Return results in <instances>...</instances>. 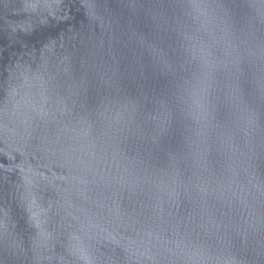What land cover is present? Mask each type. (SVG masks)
Wrapping results in <instances>:
<instances>
[{"label":"water","instance_id":"water-1","mask_svg":"<svg viewBox=\"0 0 264 264\" xmlns=\"http://www.w3.org/2000/svg\"><path fill=\"white\" fill-rule=\"evenodd\" d=\"M0 264H264V0H0Z\"/></svg>","mask_w":264,"mask_h":264}]
</instances>
